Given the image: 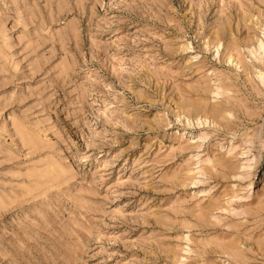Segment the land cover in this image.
Wrapping results in <instances>:
<instances>
[{"label": "rangeland", "instance_id": "374dc122", "mask_svg": "<svg viewBox=\"0 0 264 264\" xmlns=\"http://www.w3.org/2000/svg\"><path fill=\"white\" fill-rule=\"evenodd\" d=\"M0 264H264V0H0Z\"/></svg>", "mask_w": 264, "mask_h": 264}, {"label": "bare ground", "instance_id": "6f19581e", "mask_svg": "<svg viewBox=\"0 0 264 264\" xmlns=\"http://www.w3.org/2000/svg\"><path fill=\"white\" fill-rule=\"evenodd\" d=\"M200 125V124H199Z\"/></svg>", "mask_w": 264, "mask_h": 264}]
</instances>
